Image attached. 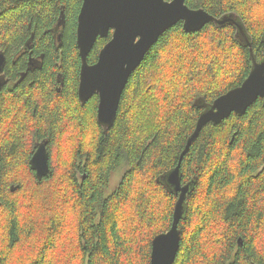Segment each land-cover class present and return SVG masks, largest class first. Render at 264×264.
I'll list each match as a JSON object with an SVG mask.
<instances>
[{"label":"trees","instance_id":"trees-1","mask_svg":"<svg viewBox=\"0 0 264 264\" xmlns=\"http://www.w3.org/2000/svg\"><path fill=\"white\" fill-rule=\"evenodd\" d=\"M82 3L0 0V53L28 48L44 58L31 84L0 93V264H150L152 241L171 229L178 200L163 176L177 167L200 115L264 60V0H186L191 9L236 22L196 33L179 23L165 32L132 74L105 130L97 121L99 97L78 100ZM111 37L98 38L88 64ZM24 65L10 68L16 76ZM14 113L15 132L1 143ZM27 133L48 138L53 175L29 187L14 181L20 187L10 191L4 177L26 165ZM180 173L192 189L174 264H264V99L206 125Z\"/></svg>","mask_w":264,"mask_h":264},{"label":"water","instance_id":"water-1","mask_svg":"<svg viewBox=\"0 0 264 264\" xmlns=\"http://www.w3.org/2000/svg\"><path fill=\"white\" fill-rule=\"evenodd\" d=\"M230 22L236 21L231 17L216 18L204 9H191L186 0H83L77 25V47L82 63L78 88L80 102L84 105L97 95L98 124L105 130L110 129L132 74L165 32L179 23L186 33H196L210 23L222 26ZM111 31L112 38L101 49L98 61L88 64V56L98 38H108ZM4 62L5 57L0 54V71ZM259 98L264 99V60L254 63L242 85L217 98L200 115L177 167L162 178L178 200L171 229L152 241L150 264H174L180 249L179 225L192 189L191 183L182 185L183 156L206 125H218L232 114L243 115ZM31 165L40 179L51 174L44 144L37 150Z\"/></svg>","mask_w":264,"mask_h":264},{"label":"flooded vegetation","instance_id":"flooded-vegetation-1","mask_svg":"<svg viewBox=\"0 0 264 264\" xmlns=\"http://www.w3.org/2000/svg\"><path fill=\"white\" fill-rule=\"evenodd\" d=\"M59 33L62 32L65 29V26H59ZM110 34H112V31L110 32ZM110 36V35H109ZM112 38V37H111ZM3 54L5 57V62L2 66V69L0 71V93L7 91V92H12L13 90L17 89L22 82L24 83L25 81H29L30 80V76H32L33 73H35L36 71H39L42 69V63H43V56L42 54H37L35 53L33 50L28 49V48H22L20 50H18L15 54H13V56L8 57L5 53H0ZM59 58L61 59V57L59 56ZM18 60H24L25 61V65H24V70L23 71H19L18 74L15 76L14 73L11 71V63H16ZM11 62V63H10ZM55 90L58 93H61L64 87V78L62 76V74L58 71L56 74V78H55ZM32 81H29V83L31 84ZM79 88V86H78ZM96 96V95H95ZM78 100L80 102L79 99V95H78ZM81 103V102H80ZM82 104V103H81ZM53 107V106H52ZM26 106L25 104L21 107V109H25ZM16 113H14L12 115L11 118H8L6 120V124L4 126V132L3 135L5 137H1L2 138V142L4 141H8L10 140V138H8V136L11 135V133H14L15 131H13V127L10 126L11 123H14L15 120V124H16V119L15 118ZM17 117H19V115H17ZM15 118V119H14ZM36 124L32 125V128L35 130ZM32 132V131H29ZM40 135V136H39ZM36 134V136L31 137L30 133H27V135L25 136V138L23 139V144L24 147L26 149V151H28V156H27V160H26V165L22 166L23 169H25L27 171V175H28V180H32V181H38V182H42L44 180L49 179L52 175V159H51V153H50V146H49V140L47 137H43L41 136V133ZM32 138V140H31ZM31 141V143H30ZM41 144L45 145L46 151L48 152V160H49V167L51 169V174L49 176H43L41 177V179L39 178V176L37 175V171L33 170L31 168V161L34 157V155L36 154L37 150L41 147ZM29 145L30 148H29ZM27 146V148H26ZM1 157H0V166H1ZM29 167V168H27ZM2 178L0 175V185L2 187L4 183H2ZM4 179L6 180L7 177L5 176ZM9 183H11L13 181V179H7ZM20 187V185H10L9 189L10 191H15L18 190ZM1 189V187H0Z\"/></svg>","mask_w":264,"mask_h":264},{"label":"rangeland","instance_id":"rangeland-1","mask_svg":"<svg viewBox=\"0 0 264 264\" xmlns=\"http://www.w3.org/2000/svg\"><path fill=\"white\" fill-rule=\"evenodd\" d=\"M31 140H32V138H31ZM30 143H31V141H30ZM30 146L31 145H29V148H30ZM72 147L73 146H71V149H73ZM26 148H27V146H26ZM53 151H54V149H52L51 153ZM61 154H63V152L59 151V153H58L57 156H59ZM69 155H70V153H69ZM123 173H124V167L122 166L120 169H118L116 172H114L112 174L111 181H110V185H109V188L107 190V194H110V193H112L114 191V189L117 187V185H118V183H119V181H120ZM7 178L8 179H10V178L13 179V181L11 183H13L14 181H19L20 184H23L26 187H29V186H31L33 184V181L32 180H28L27 171L25 169H20L19 175L16 172L15 177L8 176ZM15 185H18V184H15ZM182 185H184V184H182Z\"/></svg>","mask_w":264,"mask_h":264}]
</instances>
